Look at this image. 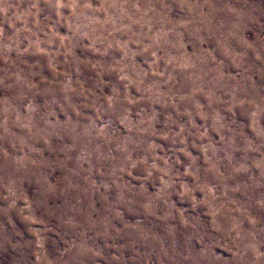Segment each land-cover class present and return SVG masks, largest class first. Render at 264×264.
Returning <instances> with one entry per match:
<instances>
[{
	"label": "rangeland",
	"instance_id": "374dc122",
	"mask_svg": "<svg viewBox=\"0 0 264 264\" xmlns=\"http://www.w3.org/2000/svg\"><path fill=\"white\" fill-rule=\"evenodd\" d=\"M0 264H264V0H0Z\"/></svg>",
	"mask_w": 264,
	"mask_h": 264
}]
</instances>
